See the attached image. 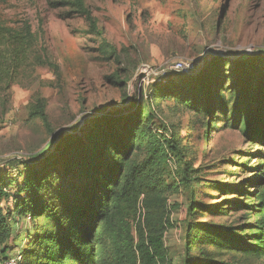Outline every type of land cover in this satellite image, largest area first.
Returning <instances> with one entry per match:
<instances>
[{
    "label": "trees",
    "instance_id": "16d2710c",
    "mask_svg": "<svg viewBox=\"0 0 264 264\" xmlns=\"http://www.w3.org/2000/svg\"><path fill=\"white\" fill-rule=\"evenodd\" d=\"M49 6L65 10V17L83 18L82 32L101 39L97 52L119 61L117 47L103 37L86 0H52ZM32 38L28 25L17 30L0 24V84L12 77ZM44 62L59 78L58 65ZM122 72L106 79L126 99L130 69ZM157 101L195 114L205 138L222 116L247 147L235 156L229 154L234 151L222 154L207 168L224 166L246 176L238 181L203 177L201 165L193 167L186 159L178 133L164 122L155 124L152 103ZM45 107L38 98L33 108L44 123ZM123 109L91 120L82 135H64L38 161L23 162L20 181L0 169V264L11 255L12 213L29 217L34 230L20 252L22 264L28 257L33 264H172L164 235L173 225L168 197L180 188L189 192L183 264H264V56L230 60L215 55L199 72L167 71L148 95L131 99ZM171 153L182 162L176 177L170 171ZM201 186L229 197L202 201ZM52 188L56 196L48 193ZM6 202L11 204L7 209ZM215 216L226 219L215 221Z\"/></svg>",
    "mask_w": 264,
    "mask_h": 264
},
{
    "label": "rangeland",
    "instance_id": "374dc122",
    "mask_svg": "<svg viewBox=\"0 0 264 264\" xmlns=\"http://www.w3.org/2000/svg\"><path fill=\"white\" fill-rule=\"evenodd\" d=\"M50 1L0 0V24L17 30L28 25L33 35L12 77L7 76L0 84V169L18 181L23 162L38 161L64 135H82L91 120L123 111L131 99L148 95L160 73H177L171 69L174 61L191 63L196 73L215 55L230 60L243 54L264 56V0H86L103 37L117 47L118 62L105 60L97 52L101 39L82 32L87 27L83 18L65 17V10L50 7ZM46 60L58 65L59 78ZM126 68L130 75L124 99L123 90L106 76L115 72L121 75ZM38 98L46 103V123L33 115ZM170 103H152L155 124L164 122L170 131L178 133L186 159L193 167L201 165L203 177L238 181L246 176L224 166L207 168L228 151H234L229 154L235 156L237 150H245L237 129L226 126L220 116L205 138L199 118L187 110L175 111ZM169 166L174 177L182 169L175 153L170 155ZM229 173L237 174L229 178ZM48 193L57 195L55 188ZM188 197L189 192L182 188L168 197L173 225L165 232L164 244L172 264L184 263L182 221ZM225 197L229 196L199 188L198 199L202 201L216 202ZM8 205L10 202L3 203L4 208ZM237 214H230V219ZM9 219L16 226L8 244L9 254H13L21 252L34 230L27 216L12 213ZM27 259L33 264L32 257Z\"/></svg>",
    "mask_w": 264,
    "mask_h": 264
},
{
    "label": "built area",
    "instance_id": "2783aa9c",
    "mask_svg": "<svg viewBox=\"0 0 264 264\" xmlns=\"http://www.w3.org/2000/svg\"><path fill=\"white\" fill-rule=\"evenodd\" d=\"M192 67L193 65L189 62H186V61H183V60H176L174 61L173 65L171 66V69L179 72V73H182V74H189L192 72ZM165 72V70L163 71ZM162 76L163 73H160ZM158 77V78H159ZM29 219V217H27ZM22 255L20 254V252H16V253H13L11 254L9 257L5 258L3 261H2V264H22Z\"/></svg>",
    "mask_w": 264,
    "mask_h": 264
},
{
    "label": "clouds",
    "instance_id": "9594fccd",
    "mask_svg": "<svg viewBox=\"0 0 264 264\" xmlns=\"http://www.w3.org/2000/svg\"><path fill=\"white\" fill-rule=\"evenodd\" d=\"M25 226H26V227H30V224H26Z\"/></svg>",
    "mask_w": 264,
    "mask_h": 264
}]
</instances>
